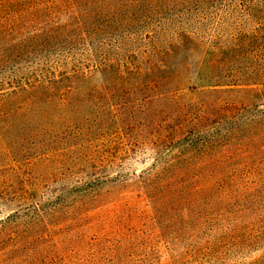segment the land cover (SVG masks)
Wrapping results in <instances>:
<instances>
[{
  "label": "rangeland",
  "instance_id": "1",
  "mask_svg": "<svg viewBox=\"0 0 264 264\" xmlns=\"http://www.w3.org/2000/svg\"><path fill=\"white\" fill-rule=\"evenodd\" d=\"M233 45L264 74V0H0V221L22 215L0 226V264H264V83L211 78ZM71 64L85 77L65 100L14 94L21 74ZM176 85L200 124L155 150ZM230 191L248 197L234 213Z\"/></svg>",
  "mask_w": 264,
  "mask_h": 264
},
{
  "label": "trees",
  "instance_id": "2",
  "mask_svg": "<svg viewBox=\"0 0 264 264\" xmlns=\"http://www.w3.org/2000/svg\"><path fill=\"white\" fill-rule=\"evenodd\" d=\"M219 48L221 49V47ZM225 48L234 49L235 55L233 57H230L227 60L226 59L220 60L219 64L223 65V70H220V72H217L216 74H213V76H211L212 81L216 83L215 85L217 84L221 85L222 83L225 82L224 84H226L232 89H237L240 86H242V88H244L242 90H247V89L253 90L255 86H259L261 83H264V74H261L257 71H246V70L243 71V68L239 66L238 60L241 59L242 56H240V54L238 53L239 48L237 46L235 47L234 45L225 46ZM249 57L245 59L249 60L250 59ZM144 64L146 65V68L143 70L144 71L143 73L148 77L154 78L156 81V77L153 75V71L151 70L149 61L145 60ZM82 76L85 77V72L82 70V68H77L76 65L74 66L72 65L70 71L61 70V71L56 72L55 70L54 71L47 70L44 73L42 72L38 74L34 72L33 70H31V71L21 74L19 78H14L16 80L15 81L16 86H18V92L16 91L14 94L27 98L26 100H28V102H34L38 96L37 94H40L39 92H42V91H51L53 93L60 92L59 98L60 99L63 98L65 100L67 95L71 92V90L77 88L76 80ZM10 81L12 82V80ZM21 84H26L27 88L20 87ZM177 86L178 85H176V87ZM167 92L172 94L171 97H169L167 100H164V101L163 99L159 98V101L161 103H164L166 106H167V103L171 101V102H174V106H176L180 99L179 88L177 87L173 93L170 91H167ZM164 94H166V91L161 93V97H163ZM30 96L32 97L30 98ZM257 106L259 107L260 110L262 109V111H264V102L257 104ZM162 107L164 108L161 109V113L163 114V112L168 111L169 113H171V117L168 118L167 116H165L159 122H157V125H161L160 129L162 130V133H164L165 135L160 134L158 136L159 143H158L157 138H156L157 140L153 142L155 145L153 146V149L155 150H158V148H160L161 150L171 149L173 145L177 142V141L174 142L175 138H179V137L182 138L183 136H186L187 134L193 133L194 127H197L200 124L199 120H197V118L199 117V114L193 113L190 110L191 108L189 109L188 112H186L184 110H180L178 105L176 106L175 109L173 108L166 109L164 105H162ZM244 111L246 110L243 107L237 108L234 112L236 114L232 113L231 116H234V117L230 119L238 120L239 114H241V112H244ZM253 115H256V114H253ZM262 116H264V113L261 114L260 112L258 116L256 117L261 118ZM218 123L220 122L219 121L212 122L213 125L218 124ZM182 139H185V138H182ZM157 155H158V158L156 156L155 160L158 162L159 156H161V154L157 153ZM166 156H170V153L168 152ZM168 163H169V160L166 159L165 164L167 165ZM155 173L156 172H151L150 174H148L147 172H145V174L141 175L140 177L142 181L145 183L144 185L148 188V190H150L148 191V194H151V189H155V186L150 184V178H149V176H153ZM138 182L140 185H143L140 180H138ZM162 183L163 184L161 185V187L166 188L167 187L166 184H164V182ZM230 187L238 189L242 193H248L249 196L254 195V192H251L252 189L245 185H236V186H230ZM255 187H256L255 191H257V193H260V192L264 193L263 184H256ZM141 189L142 188H140V190ZM147 196H150V195H147ZM164 196L168 197L166 193H164ZM143 198H145V196ZM150 198H153L152 200L153 205L154 204L157 206L160 205L156 203L154 196L151 195ZM223 199H224L225 209H227V211L228 209H230V211L234 213V211L231 210V209H236L234 207V204L240 201H244V199H248V197L239 196L237 194H233V191H230L223 196ZM232 199H235V200L226 202ZM17 207L19 209H22V212L26 214L29 213L32 209L34 211H40L39 205L33 201H31L30 203H25L24 205L18 204ZM153 210L154 212H156L155 213L156 216H154V219L152 221L155 222V224L159 226L157 228V233L162 238L163 236H165V233L163 232V230L165 229H163V225L161 223L162 220L160 219L158 210L155 206L153 207ZM21 216H22L21 214L17 215V213L9 214L5 219L0 221V226L6 229L10 226L12 222H14L15 226H17L19 224V219L21 218Z\"/></svg>",
  "mask_w": 264,
  "mask_h": 264
}]
</instances>
